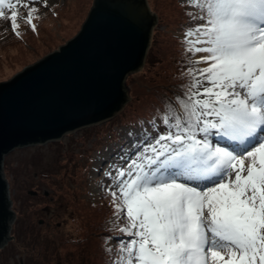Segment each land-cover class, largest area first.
<instances>
[{
	"label": "snow or ice",
	"instance_id": "snow-or-ice-1",
	"mask_svg": "<svg viewBox=\"0 0 264 264\" xmlns=\"http://www.w3.org/2000/svg\"><path fill=\"white\" fill-rule=\"evenodd\" d=\"M37 2L0 0V20L17 37L21 19L35 32ZM183 6L201 21L186 28L185 52L206 66L186 69L183 94L149 121L156 136L142 129L135 157L104 170L130 237L111 264H264V0Z\"/></svg>",
	"mask_w": 264,
	"mask_h": 264
},
{
	"label": "rangeland",
	"instance_id": "rangeland-1",
	"mask_svg": "<svg viewBox=\"0 0 264 264\" xmlns=\"http://www.w3.org/2000/svg\"><path fill=\"white\" fill-rule=\"evenodd\" d=\"M92 1L48 0V5L44 6L42 0H38L36 6L40 12L34 15L39 18L33 21L37 30L32 31L21 19L18 29L22 32L20 37L11 30L10 21L0 20V80L13 75L75 35L86 19ZM151 1L153 12L158 18L152 43L143 68L137 73H130L127 78L128 84H133L131 89H137L143 83L139 89L141 92L151 83L150 79L157 75L155 66L164 59L170 63L173 61L172 55L168 57L165 52L174 51L177 55L180 48L176 40L170 44L163 43L160 31L171 34L169 31L179 28L186 11L190 10L182 6L184 11H181L178 0ZM179 2L184 4L181 0ZM21 11L26 13L27 9ZM160 15H168L169 24L159 20ZM196 22L187 15L185 30ZM185 30L178 29L182 33L174 34L184 36ZM181 45L185 49L184 40ZM132 100L121 113L125 111L128 115ZM115 118L65 134L58 140L17 148L6 154L3 170L15 211L10 230L14 239H10L0 249V264H56L57 261H61L58 264H104L99 223L105 222L110 230L114 222L122 225L125 221H117L113 215L115 209L110 203L111 196L105 190L112 180L110 178L109 183L105 184L107 176L102 170L105 162L101 158L110 152L113 159L106 166L109 165L115 175L112 166L125 167V163L134 158L137 152V149L131 148L125 159H121L120 156L129 150L128 147L120 158L113 157L110 150L112 144L107 141L110 130H119L114 124L119 119ZM139 131L138 128L133 132ZM119 133L123 135V127ZM96 146L98 150H95ZM96 177L99 184L90 180ZM108 237L112 238H105V241L112 249L114 258L118 241L122 239L118 235Z\"/></svg>",
	"mask_w": 264,
	"mask_h": 264
},
{
	"label": "water",
	"instance_id": "water-1",
	"mask_svg": "<svg viewBox=\"0 0 264 264\" xmlns=\"http://www.w3.org/2000/svg\"><path fill=\"white\" fill-rule=\"evenodd\" d=\"M153 11L151 0H93L75 35L0 80V247L15 218L6 154L118 114L130 98L128 75L145 62Z\"/></svg>",
	"mask_w": 264,
	"mask_h": 264
},
{
	"label": "trees",
	"instance_id": "trees-1",
	"mask_svg": "<svg viewBox=\"0 0 264 264\" xmlns=\"http://www.w3.org/2000/svg\"><path fill=\"white\" fill-rule=\"evenodd\" d=\"M159 20L169 24V16H163L160 15ZM160 35H162V42H167L168 44H170L172 41L176 40L175 36L173 34H168L165 33L164 31H160ZM172 57L175 56V52L172 51L170 52ZM178 63L180 62V58L177 59ZM186 60H189V58H181V63H183V65H186ZM191 67L190 65H186L184 66L185 70ZM185 74V72H184ZM177 75H173L172 74H162L161 77L159 78H151L150 80V84L148 85V87L146 88V90L144 91V93L140 94V96H135L133 98V100L131 101V105H130V109H129V118L137 116L140 112L143 106H145L144 103H147L148 105L152 104L153 100L155 98V103H157L155 105V107L152 109V111H154L155 113H161L163 108H171V105L168 103V101L173 100L178 94H183L184 90L180 89V86H182V84L187 83L188 79H191L189 76L188 77H178L176 78ZM143 79H145V76L143 77ZM174 79H176L174 81ZM160 81L161 87H157L156 89H164V92L162 95L158 94L155 95L153 97L150 96L151 94V89ZM174 81V84H173ZM165 83L167 85H165ZM131 88H133V84H130ZM131 91H133V89H131ZM163 101H160V98H163ZM151 111V112H152Z\"/></svg>",
	"mask_w": 264,
	"mask_h": 264
},
{
	"label": "bare ground",
	"instance_id": "bare-ground-1",
	"mask_svg": "<svg viewBox=\"0 0 264 264\" xmlns=\"http://www.w3.org/2000/svg\"><path fill=\"white\" fill-rule=\"evenodd\" d=\"M213 140H214V143H215V142H216V140H215V139H213ZM220 146H222V147H223V146H227V145L222 143V144H220ZM108 163H109V162H108Z\"/></svg>",
	"mask_w": 264,
	"mask_h": 264
},
{
	"label": "flooded vegetation",
	"instance_id": "flooded-vegetation-1",
	"mask_svg": "<svg viewBox=\"0 0 264 264\" xmlns=\"http://www.w3.org/2000/svg\"><path fill=\"white\" fill-rule=\"evenodd\" d=\"M4 246H5V245H4ZM4 246H3V247H0V249H1V248H4Z\"/></svg>",
	"mask_w": 264,
	"mask_h": 264
}]
</instances>
